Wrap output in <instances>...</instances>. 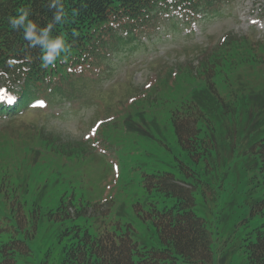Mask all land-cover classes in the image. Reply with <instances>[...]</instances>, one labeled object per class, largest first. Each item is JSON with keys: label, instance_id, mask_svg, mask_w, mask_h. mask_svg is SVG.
Returning a JSON list of instances; mask_svg holds the SVG:
<instances>
[{"label": "trees", "instance_id": "obj_1", "mask_svg": "<svg viewBox=\"0 0 264 264\" xmlns=\"http://www.w3.org/2000/svg\"><path fill=\"white\" fill-rule=\"evenodd\" d=\"M50 2L0 0V118L13 121L40 99L52 111L65 102L77 103L79 84L99 79L102 66L111 73L106 67L112 59L141 47L140 40L160 25L180 32L193 24L192 19L209 18L232 0H63L66 19L52 34L63 35L70 52L45 68L42 50L30 47L23 31L10 27L8 17L29 7L30 19L44 27L54 12ZM176 73V83L165 96L154 93L127 103L126 111L118 113L133 111L129 116L136 121L131 120L126 129L147 141L152 140L149 132L158 120L163 128L173 130L174 169L179 175L155 169L143 173L150 205L135 206L136 215L153 224L158 245L142 246L129 222L113 220V202L61 195L54 206H43L45 201L31 183L34 175L55 164V159L84 150L87 141L60 142L44 125L30 127L24 134L2 125L0 264H18L16 258L29 255L27 240L35 237L42 221L54 227L55 238L42 246L45 258L39 264L212 263V232L194 211L196 195L201 191L204 198L212 197L216 178V188L225 187L221 170L239 166L249 188L259 180L264 186V39L225 36L216 48L199 56L195 67L188 65ZM225 112L236 115L237 123ZM153 150L157 148L149 141L145 152L151 166L160 158ZM169 152L166 147L162 157ZM54 197V191L47 192V199ZM154 197L172 203L160 208ZM252 208V215H264V196L254 200ZM253 231L255 240L247 244L248 264H264V225ZM54 251L57 257L52 259Z\"/></svg>", "mask_w": 264, "mask_h": 264}, {"label": "rangeland", "instance_id": "obj_2", "mask_svg": "<svg viewBox=\"0 0 264 264\" xmlns=\"http://www.w3.org/2000/svg\"><path fill=\"white\" fill-rule=\"evenodd\" d=\"M263 3V0H232L209 18L192 19L193 24L180 32L160 25L149 38L140 40L141 47L112 59L113 62L105 66L111 73H106L102 66L103 75L99 79L79 84L81 90L76 94L81 100L77 103L65 102L61 107L55 106L53 111L32 108L13 121L0 118V126L19 129L17 131L23 134L30 127L44 125L46 130L55 132L60 142L87 141L81 147L84 150L76 149L63 160L55 159V164L42 167L34 175L31 183L45 201L43 206H54L61 195L113 202L112 219L129 222L135 230L134 238L142 246H157L153 224L141 220L135 206L140 204L146 209L150 205V195L143 187V173L155 169L179 175L174 169L177 151L173 130L163 128L162 121L158 120L149 132L152 140L147 141L132 129H126L131 120L136 121L129 116L133 111L118 113L126 111L127 103L133 104L154 93L158 97L165 96L168 88L176 83V72L188 65L195 67L199 56L216 48L225 36L264 39ZM40 102L46 105L45 100ZM224 114L237 123L236 115ZM149 141L157 148L153 154L160 157L154 159L155 166L149 164L145 152ZM166 147L171 148V152L162 157ZM235 169L221 170L225 187L217 189L219 180L216 178L212 197L204 198L201 191L196 195L194 211L206 220L212 232L211 264H248L247 244L250 239L255 240L253 230L264 225V215H252L254 200L264 196L261 180V185L255 181L249 188L248 181H243L244 172L240 177L243 168ZM207 180L211 177L207 176ZM53 191L55 197L47 199V192ZM152 200L160 208L172 203L170 199L154 197ZM53 235L54 227L42 221L35 237L27 240L29 255L16 258L17 263L39 264L45 258L46 250L42 246L51 244ZM51 247L57 249L54 242ZM56 257L54 251L51 258Z\"/></svg>", "mask_w": 264, "mask_h": 264}, {"label": "clouds", "instance_id": "obj_3", "mask_svg": "<svg viewBox=\"0 0 264 264\" xmlns=\"http://www.w3.org/2000/svg\"><path fill=\"white\" fill-rule=\"evenodd\" d=\"M50 9H54L52 19L46 26L41 27L30 19L32 11L29 7H21L16 10L15 15L8 17V23L13 30H22L24 39L29 42L30 47H39L42 50L41 66H55L61 58H67L70 45L63 35L53 36V29L57 24L65 22L66 11L63 0H51Z\"/></svg>", "mask_w": 264, "mask_h": 264}]
</instances>
